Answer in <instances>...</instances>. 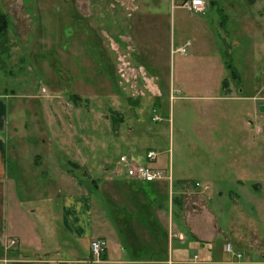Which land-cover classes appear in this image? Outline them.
I'll return each instance as SVG.
<instances>
[{"label": "rangeland", "instance_id": "374dc122", "mask_svg": "<svg viewBox=\"0 0 264 264\" xmlns=\"http://www.w3.org/2000/svg\"><path fill=\"white\" fill-rule=\"evenodd\" d=\"M184 1L0 0L7 130L24 165L46 162L47 153L77 163L78 189L108 194L113 215L122 194L112 185L147 186L128 170L154 150L163 173L153 181L171 193L163 209L174 237L188 243L189 264H201L199 243L175 224L196 229L202 206H215L222 226L211 261L264 264V0H205L201 13ZM205 171L214 182L210 203L201 195ZM178 186L186 207L175 203ZM62 231L61 247L83 246ZM8 236L5 249H14Z\"/></svg>", "mask_w": 264, "mask_h": 264}, {"label": "crops", "instance_id": "0c3cea01", "mask_svg": "<svg viewBox=\"0 0 264 264\" xmlns=\"http://www.w3.org/2000/svg\"><path fill=\"white\" fill-rule=\"evenodd\" d=\"M7 104L8 99L0 96V264H189L188 243L174 237L171 231L173 215L168 216L163 209L164 205L172 203V198L171 193L169 199V195L162 192V182H151L144 187H138L142 182L136 181L113 184L122 194L116 201L113 215L108 194L78 189L76 165L71 167L67 160L60 162L55 158L59 155L47 153L46 162L43 156L36 165L23 164L26 159L18 156L19 151L7 130L10 112ZM205 173L207 178L203 185L208 187H200L201 195L210 203L213 202L214 182L212 175ZM111 174V180H118L119 177ZM61 182L66 185L64 191L60 188ZM109 188L105 186L107 192ZM177 188L180 189L177 196L181 194L182 197H176L175 203L186 207L182 202L184 187ZM228 193L231 199L237 200L236 191ZM90 194L96 199L95 206ZM213 207H198L196 229L188 223L175 225L179 231L186 229L199 243L203 256L201 264H241L229 258L217 262V257L211 261L217 256L215 249L210 247L211 242L221 235L222 229L219 223L221 227H217L215 219L213 221ZM62 229L83 246L64 244V248L61 247ZM8 235L17 239L14 249H5L2 240ZM94 238L106 242L102 259L95 263L90 261V243ZM231 243L235 249L240 241L234 237ZM236 252L241 253L239 249ZM262 256L264 259V254Z\"/></svg>", "mask_w": 264, "mask_h": 264}, {"label": "built area", "instance_id": "2783aa9c", "mask_svg": "<svg viewBox=\"0 0 264 264\" xmlns=\"http://www.w3.org/2000/svg\"><path fill=\"white\" fill-rule=\"evenodd\" d=\"M184 8H186L188 11L198 13L205 9L206 7V1L205 0H186L184 1L183 5ZM147 157V163H150L151 165L145 163L140 166H134L128 170V175L130 177H138V179H141L143 181H153V180H161L159 178L162 177V171L160 170V167L153 166V162L157 158V153L154 150H149L146 154ZM128 158L126 156H121L120 161L127 160ZM121 165L122 163L119 162ZM119 165V166H120ZM115 175H119V167H117L114 172ZM197 183V182H196ZM208 186L205 185V188ZM228 245H230L228 243ZM106 242L104 239L101 238H95L91 241V252L94 259H99L102 252L105 250Z\"/></svg>", "mask_w": 264, "mask_h": 264}, {"label": "trees", "instance_id": "16d2710c", "mask_svg": "<svg viewBox=\"0 0 264 264\" xmlns=\"http://www.w3.org/2000/svg\"><path fill=\"white\" fill-rule=\"evenodd\" d=\"M186 9V8H185ZM187 10V9H186ZM188 11V10H187ZM189 12H191V11H189ZM198 13H201V12H198ZM224 14V13H223ZM7 23H8V20H7V18L5 17V14L4 13H2V12H0V42H2L3 40H4V38H5V34H6V31H7ZM4 36V37H3ZM71 98L72 99H74V100H77L79 97L77 96V95H75V94H72L71 95ZM113 112H116V113H118L117 111H113ZM122 117V115H120V117L118 116V119L117 120H119V119H122L121 118ZM150 150V149H149ZM147 158V157H146ZM156 160V159H155ZM74 165H76V166H78L77 165V163H73ZM147 164H149V165H151L150 163H147ZM158 167V166H157ZM97 181V180H96ZM147 183H151V182H155V181H146ZM196 183V182H195ZM103 256V255H102ZM90 259H93V260H95L94 259V257L92 256V252H91V257H90ZM101 259H102V257H101Z\"/></svg>", "mask_w": 264, "mask_h": 264}, {"label": "water", "instance_id": "95a60500", "mask_svg": "<svg viewBox=\"0 0 264 264\" xmlns=\"http://www.w3.org/2000/svg\"><path fill=\"white\" fill-rule=\"evenodd\" d=\"M261 109H262V110H264V105H263V106H261Z\"/></svg>", "mask_w": 264, "mask_h": 264}]
</instances>
